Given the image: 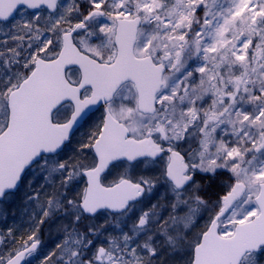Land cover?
Wrapping results in <instances>:
<instances>
[{
    "label": "snow or ice",
    "instance_id": "6c2138e0",
    "mask_svg": "<svg viewBox=\"0 0 264 264\" xmlns=\"http://www.w3.org/2000/svg\"><path fill=\"white\" fill-rule=\"evenodd\" d=\"M0 34V215L69 221L41 264H264V0H0Z\"/></svg>",
    "mask_w": 264,
    "mask_h": 264
},
{
    "label": "flooded vegetation",
    "instance_id": "af4514ba",
    "mask_svg": "<svg viewBox=\"0 0 264 264\" xmlns=\"http://www.w3.org/2000/svg\"><path fill=\"white\" fill-rule=\"evenodd\" d=\"M99 115V113H97V116ZM79 135V134H78ZM196 145L194 144L193 147H195ZM218 177V176H217ZM221 178H224L225 181L228 179V178H225V177H218V181L222 180ZM195 179H197L202 185H208V188H207V192H202L201 194L202 195H205V198L206 199H209V200H215L219 195H223V191H224V188H223V182H216V179L215 180H211L209 177H205V176H196ZM216 187H217V197H216ZM222 188H223V191H222ZM50 194V193H49ZM171 197H169L170 199ZM153 202H155V200H153ZM166 203V202H165ZM47 205H45L44 207H46ZM161 211V214L164 215V216H167L169 211H171L170 207H165L163 209H160ZM187 209L186 208H181L179 210V214L183 215L184 212H186ZM200 215L203 217V219H199L198 220V223L199 225L202 227L203 224L207 221L208 219V211L207 210H202ZM60 216V215H58ZM58 216H54L51 220L47 219V218H44V223L43 224H39L38 222H36L35 224H37L38 226V231H37V235L39 236L40 240H41V245H40V249L38 251V255H37V258L33 261V264H41V257L42 255L44 254L47 255L49 252H51L52 250H54L55 248V245L57 242L59 241H55V240H52V241H49V225H51V223L56 219H59ZM17 217V216H16ZM23 218H25L26 216H21ZM39 217L42 218V215H40ZM13 219L14 216H11L10 219H7L9 220L10 222L14 221ZM29 224L30 223H25L23 224L25 227L29 228ZM14 225V224H13ZM31 232V230L29 229V233ZM43 246L44 248L46 247L45 251L43 249ZM43 249V250H42Z\"/></svg>",
    "mask_w": 264,
    "mask_h": 264
},
{
    "label": "rangeland",
    "instance_id": "374dc122",
    "mask_svg": "<svg viewBox=\"0 0 264 264\" xmlns=\"http://www.w3.org/2000/svg\"><path fill=\"white\" fill-rule=\"evenodd\" d=\"M64 2H70V0H64ZM17 18H19V17H17ZM0 35H2V34H0ZM218 177H225V178H228L227 174L220 175V176H218ZM50 179H51V178H50ZM44 191H47L48 193H51V191H52L51 186L47 187L46 189H42V190H41V195H40L39 198H40L41 203H42L43 206L47 205V199L49 198V197H45V196L43 195ZM21 206L24 207L22 210H24L25 212H27V211L25 210V205L22 204V203L20 202L19 199H17V200H16L12 205H10L9 207H10V209H12V208H16V209H17L18 207H21ZM29 207L32 208V210H35L36 212H38V214H36V215H29V214L22 215V216H27V217H29V218L31 217V218L33 219V222H31V223L29 224V229L32 230V225H37V224H35V223L38 222V221L41 219V217H39V216L41 215V210H40L39 208H37L34 204H29V205H27V208H28V209H29ZM180 215H181V214H180ZM11 216H12V214H9V215L5 218L3 215H0V228H2V226H5V225H6V224L4 223V220L6 221L7 219H10ZM57 216H58V215H57ZM58 218H59V219H56V218H55V220L51 223V225H49V226H50V227H49V233H48V234H49V241L55 240V241L57 242V241H61V240L64 238L65 233H64L63 230H60V229H59V226H60V224H61V221H63L64 223H69V221H68L67 219H65V217L62 216V215L58 216ZM18 223H19V222L16 221L15 224H14V226H16ZM2 230H3V229H2ZM125 230H127V226H125ZM0 233H2L1 229H0ZM43 249H44V251H45L46 247L44 248V246H43ZM43 249H42V250H43ZM43 256H44V254L42 255V257H43Z\"/></svg>",
    "mask_w": 264,
    "mask_h": 264
},
{
    "label": "trees",
    "instance_id": "16d2710c",
    "mask_svg": "<svg viewBox=\"0 0 264 264\" xmlns=\"http://www.w3.org/2000/svg\"><path fill=\"white\" fill-rule=\"evenodd\" d=\"M221 179L222 180L218 181V177H216V182H221L222 183V182L225 181L224 178H221ZM217 190L218 189L216 187V197H217ZM222 191H223V188H222ZM23 208H24L23 206L18 207L17 209L16 208H12L15 211V215H12L15 218V219H13L14 221L10 222L9 220H6V221L4 220V223L6 225L2 226V228H0L2 233H4L6 235L7 229L11 227L13 229V234L17 238L18 242L21 239H27V236L29 234V228L25 227L23 224L33 222V219L31 217L29 218V217L26 216L25 218H23L21 216L22 215H26V214H29V215L38 214V212H36L35 210H32V208H30V207H29V209L27 208V210H26L27 212L22 210ZM16 221H18L19 223L16 226H14L13 224H15Z\"/></svg>",
    "mask_w": 264,
    "mask_h": 264
}]
</instances>
